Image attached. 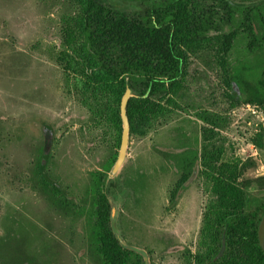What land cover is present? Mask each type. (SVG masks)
I'll use <instances>...</instances> for the list:
<instances>
[{
	"label": "rangeland",
	"instance_id": "1",
	"mask_svg": "<svg viewBox=\"0 0 264 264\" xmlns=\"http://www.w3.org/2000/svg\"><path fill=\"white\" fill-rule=\"evenodd\" d=\"M83 3L0 0V238L23 228L16 236H26L27 245L10 242L4 251L34 254L40 264H100L90 242V213L98 180L105 175L108 180L120 150L111 126L81 103L87 81L76 58L83 42ZM232 29L211 34L199 49L188 51L179 107L148 136L130 137L126 162L113 179L109 198L111 205L118 203L119 231L128 245L149 254L151 264H189L187 253L202 247L212 188L200 167L184 178L182 195L172 201L183 179L180 163L203 146L206 123L198 115L223 118L215 137L225 141L224 159H253L258 166L247 176H264V150L254 142L264 112L252 105L233 107L231 99L230 64L249 57L242 35L225 52ZM45 124L55 137L44 171L66 193L58 198L37 175ZM109 184L101 192H108ZM66 198L75 201L76 213L65 214Z\"/></svg>",
	"mask_w": 264,
	"mask_h": 264
},
{
	"label": "trees",
	"instance_id": "2",
	"mask_svg": "<svg viewBox=\"0 0 264 264\" xmlns=\"http://www.w3.org/2000/svg\"><path fill=\"white\" fill-rule=\"evenodd\" d=\"M257 1L76 0L84 2L79 18L83 42L81 56L76 58L87 81L81 90L82 105L95 119L111 126L120 148L121 102L130 88L135 94L128 103L130 137L148 136L162 125L172 108L179 107L176 99L183 90L188 51L199 49L211 34L230 26L234 29L224 41L225 52L240 35L249 51V57L230 64L233 107L252 105L264 112V4ZM198 117L206 123L201 152L184 157L180 163L183 179L172 192L175 203L183 193L184 178L196 166L212 188V200L203 218L202 247L195 255L187 251L188 263L264 264V176H247L258 166L253 159L244 163L224 159L225 141L215 137L223 118L208 112ZM263 132L262 127L254 139L262 150ZM49 157L41 152V158ZM46 165L39 161L37 175L42 184L49 185L43 174ZM107 184V175L98 180L90 213L89 236L97 258L100 264H145L140 254L124 249L115 237L112 205L101 192ZM109 186L114 188L116 183L111 181ZM66 200L67 206L61 204L65 214L76 213L75 201ZM23 231L11 229L0 238V264H40L34 254L8 255L4 251L10 242L17 248L27 245L26 236H16ZM224 234L226 248L221 254Z\"/></svg>",
	"mask_w": 264,
	"mask_h": 264
},
{
	"label": "water",
	"instance_id": "3",
	"mask_svg": "<svg viewBox=\"0 0 264 264\" xmlns=\"http://www.w3.org/2000/svg\"><path fill=\"white\" fill-rule=\"evenodd\" d=\"M233 87L235 88L236 84H233ZM134 96H135V94H134L133 90L128 88L126 90L125 95L122 98L121 119H122V123H123V132H122L121 146H120V150H119L117 160H116V162H115V164H114V166H113V168L109 174V177H108L109 183L111 181H113L114 178H116V176L118 175V173L122 169L124 163L126 162V155L128 153L129 144H130V122H129V118H128V103H129V100L131 98H133ZM263 129H264V125H263ZM42 134H43V139H44L43 155H44V157H48L51 154V150H52V146H53V141H54V137H55L54 130L45 124L42 126ZM263 143H264V132H263ZM42 164L46 165V158L43 159ZM194 177H195V173L193 174V176L191 177V179L188 181L187 184L191 183L192 180L194 179ZM117 215H118V203L114 201V202H112L111 224H112V228H113L115 237L117 238V240L119 241L121 246L124 249H127V250H130V251H133V252L140 254L143 257L145 264H151L149 254L146 251L139 249L137 247H132V246L128 245L126 243V241L123 239L121 232L119 231V228L117 226V217H118ZM263 226L261 229L262 237H264V231H263L264 227ZM225 248H226V238H225V234H224L223 242H222V248H221V252H220L221 254H223Z\"/></svg>",
	"mask_w": 264,
	"mask_h": 264
},
{
	"label": "flooded vegetation",
	"instance_id": "4",
	"mask_svg": "<svg viewBox=\"0 0 264 264\" xmlns=\"http://www.w3.org/2000/svg\"><path fill=\"white\" fill-rule=\"evenodd\" d=\"M262 12L264 13V9L262 10ZM215 19H217V18H215ZM42 153H43V151H42ZM49 157V156H48ZM50 157H51V154H50ZM50 157L48 158V159H46V164L48 165V163H49V159H50ZM41 161H43V158H41ZM46 165V166H47ZM194 173V172H193ZM43 174H45V171H43ZM45 177H47L49 180H50V184L48 185H46V184H43L44 186H47V189L49 190H52L53 191V193H51V194H53L52 196H54L55 198H58V196H60V195H65L66 193L64 192V190L62 189V187L55 181V180H53V179H51L50 177H48L46 174H45ZM114 188H116V187H114ZM114 188H109V190H108V192H105V194L108 196V198H109V193L112 191V189H114ZM106 190H107V188H106ZM51 191V192H52ZM109 202H111L110 201V198H109ZM264 225V224H263ZM264 227V226H263ZM264 231V230H263Z\"/></svg>",
	"mask_w": 264,
	"mask_h": 264
}]
</instances>
